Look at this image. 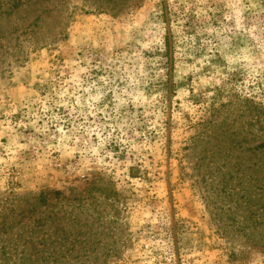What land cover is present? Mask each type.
<instances>
[{"label":"rangeland","instance_id":"1","mask_svg":"<svg viewBox=\"0 0 264 264\" xmlns=\"http://www.w3.org/2000/svg\"><path fill=\"white\" fill-rule=\"evenodd\" d=\"M0 264H264V0H0Z\"/></svg>","mask_w":264,"mask_h":264},{"label":"trees","instance_id":"2","mask_svg":"<svg viewBox=\"0 0 264 264\" xmlns=\"http://www.w3.org/2000/svg\"><path fill=\"white\" fill-rule=\"evenodd\" d=\"M10 1H13V0H10ZM15 1V0H14ZM18 2L20 3V0H18Z\"/></svg>","mask_w":264,"mask_h":264}]
</instances>
